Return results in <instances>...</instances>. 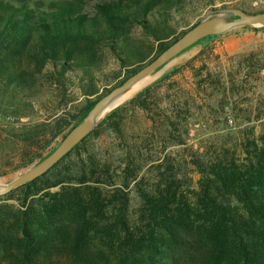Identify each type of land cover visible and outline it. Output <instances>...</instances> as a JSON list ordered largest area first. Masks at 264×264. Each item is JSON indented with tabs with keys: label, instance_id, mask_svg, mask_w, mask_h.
Here are the masks:
<instances>
[{
	"label": "trees",
	"instance_id": "trees-1",
	"mask_svg": "<svg viewBox=\"0 0 264 264\" xmlns=\"http://www.w3.org/2000/svg\"><path fill=\"white\" fill-rule=\"evenodd\" d=\"M183 2L105 0L89 11L81 0H0V113L51 109L42 123L10 127L0 148L34 149L21 167L41 159L143 67H133L148 59L133 29L157 43L154 58L185 33L173 29ZM106 51L128 76L98 94ZM183 66L111 111L44 175L0 197V264H264V134L249 130L237 145L198 156L188 147L189 115L178 110L173 78ZM105 135L101 149L95 141ZM176 146L190 152L196 183L177 172Z\"/></svg>",
	"mask_w": 264,
	"mask_h": 264
},
{
	"label": "rangeland",
	"instance_id": "rangeland-1",
	"mask_svg": "<svg viewBox=\"0 0 264 264\" xmlns=\"http://www.w3.org/2000/svg\"><path fill=\"white\" fill-rule=\"evenodd\" d=\"M81 1L84 7L91 11L96 3L105 0ZM183 1L185 8L181 10L180 14L175 13L174 16L173 29L176 37L202 19L213 18L231 10L264 11V4L254 7L252 0ZM30 3L35 4L36 0H30ZM131 34L133 40L139 41L143 50L148 53V59L145 62L133 67L144 66L154 59L157 43L140 28L133 29ZM215 36L209 40H201L195 43L173 58L164 68L153 72L145 82V85L148 86L173 67L185 64L182 71L173 78L178 83L175 92L179 96L177 100L180 104L178 110L183 111V113L186 112L184 115L186 117L189 115L190 118L188 147H192L200 157L206 151H219L225 147L237 145L245 136V132L249 130L253 131L256 136L264 134V28L243 27ZM103 63L105 64L104 71L108 76L103 77L102 82H98V94H103L105 88L114 87L128 76V70L124 69L120 60L109 51L104 54ZM202 65H205V69L199 70ZM145 85L142 87L145 88ZM48 87L46 85V89L49 90ZM142 87L127 100L139 93L143 89ZM70 95L78 98L75 103L83 101L77 83L71 87ZM45 96H42L41 99L45 100ZM184 101L190 103L189 113L187 107L183 105ZM51 105L52 108L55 103L52 102ZM48 107H50V103ZM50 111L51 109L47 112L45 109L39 110L36 106L32 114L27 115L15 116L10 113H0V117L12 116L26 119L25 123L18 122L19 124L0 123V142L2 140L4 142L10 127H13L14 130H22L42 123L46 121ZM58 114L60 113L58 112ZM63 138L59 136L53 140L50 146L42 150L43 157L36 159L26 167H21L22 162L29 155L31 156L35 150L32 149L27 156H23L21 150L15 152L16 149L23 148V146L15 147L11 143H4L5 147L0 148V170L5 171L6 174L0 176V181L7 184L12 179L35 167L59 146ZM95 143L103 149L108 145V137L105 135ZM170 151H173L172 153L177 159L176 165L179 166L177 168L179 175L186 177L188 183H196L199 177L198 172L189 162L185 163V160L189 159L188 153L190 152L185 150V146H176ZM156 153V151L152 152L151 155L157 157ZM22 156L25 159H21ZM131 197L139 201L135 192L131 193ZM159 264H174V262L167 259L160 261Z\"/></svg>",
	"mask_w": 264,
	"mask_h": 264
},
{
	"label": "water",
	"instance_id": "water-1",
	"mask_svg": "<svg viewBox=\"0 0 264 264\" xmlns=\"http://www.w3.org/2000/svg\"><path fill=\"white\" fill-rule=\"evenodd\" d=\"M243 27L252 29L264 28V11L246 12L231 10L213 18L202 19L200 22L188 28L167 49L144 65L135 74L128 77L122 84L116 86L100 98L83 120L65 135L59 146L43 161L20 176L12 179L7 184L0 181V197L8 195L15 189L34 181L49 171L101 123L111 111L126 102L127 99L123 101H119L118 99L130 87L135 84H144L153 72L164 68L173 58L195 43L207 37L221 35Z\"/></svg>",
	"mask_w": 264,
	"mask_h": 264
},
{
	"label": "built area",
	"instance_id": "built-area-1",
	"mask_svg": "<svg viewBox=\"0 0 264 264\" xmlns=\"http://www.w3.org/2000/svg\"><path fill=\"white\" fill-rule=\"evenodd\" d=\"M261 4H264V0H252V5L254 7H259ZM8 122L19 124L18 122L25 123L26 119H20L12 116L0 117V123H8Z\"/></svg>",
	"mask_w": 264,
	"mask_h": 264
},
{
	"label": "bare ground",
	"instance_id": "bare-ground-1",
	"mask_svg": "<svg viewBox=\"0 0 264 264\" xmlns=\"http://www.w3.org/2000/svg\"><path fill=\"white\" fill-rule=\"evenodd\" d=\"M147 81V80H146ZM144 84H135L133 85L132 87H130L126 92L125 94H123L118 100H126L128 97H130L133 93H135L137 90H139L142 86H144Z\"/></svg>",
	"mask_w": 264,
	"mask_h": 264
}]
</instances>
